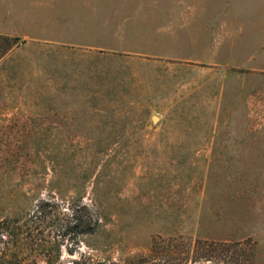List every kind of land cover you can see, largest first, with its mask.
Segmentation results:
<instances>
[{"label":"rangeland","instance_id":"rangeland-1","mask_svg":"<svg viewBox=\"0 0 264 264\" xmlns=\"http://www.w3.org/2000/svg\"><path fill=\"white\" fill-rule=\"evenodd\" d=\"M30 2L0 1V221L66 264L198 239L264 264V0Z\"/></svg>","mask_w":264,"mask_h":264},{"label":"trees","instance_id":"trees-1","mask_svg":"<svg viewBox=\"0 0 264 264\" xmlns=\"http://www.w3.org/2000/svg\"><path fill=\"white\" fill-rule=\"evenodd\" d=\"M13 39L20 38L0 35V41L9 43ZM78 222H75L71 227H77ZM13 223L16 224L12 219L0 221V264H28L26 250L29 247L32 248L33 253L36 252L38 256L44 257L45 264H66L61 260L63 255L61 240H55L53 247L48 248L46 240L35 236L31 231H25L22 225L12 228ZM65 226L67 227V224ZM158 245L159 243L156 241L148 255H135L124 259L80 252L78 257L72 258L68 264H216L217 259H220L221 256L218 246H223L224 251L229 253L224 256V264H254L251 256L254 255L255 246L251 243L247 244L243 240L208 242L198 239L192 248L182 252L180 256L170 254L172 259L170 262L167 258H163L164 254L158 249ZM68 251L71 254L74 253L72 249Z\"/></svg>","mask_w":264,"mask_h":264},{"label":"crops","instance_id":"crops-1","mask_svg":"<svg viewBox=\"0 0 264 264\" xmlns=\"http://www.w3.org/2000/svg\"><path fill=\"white\" fill-rule=\"evenodd\" d=\"M0 1L2 2L3 0ZM38 3H39L38 0H31L30 2L31 5H37ZM44 4L48 5V7H52L50 12L53 11L54 14L57 13L58 11L60 12L64 11L65 7L70 5L75 6L76 8L83 7L85 10H88L89 13H93V14L96 12H100L102 8V0H45ZM113 4L115 5L114 11L116 13L119 11L118 10L119 5L121 6H127L129 4L131 5V3H128L127 0H120V1L112 0V5ZM13 10L15 11V13L19 14L18 0H15V3H13ZM84 27H88V26H84ZM89 27L91 28V26Z\"/></svg>","mask_w":264,"mask_h":264}]
</instances>
